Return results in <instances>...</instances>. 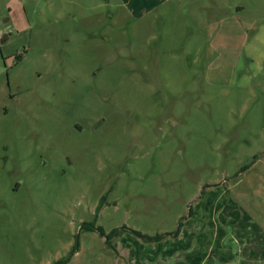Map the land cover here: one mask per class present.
Segmentation results:
<instances>
[{
    "label": "rangeland",
    "instance_id": "374dc122",
    "mask_svg": "<svg viewBox=\"0 0 264 264\" xmlns=\"http://www.w3.org/2000/svg\"><path fill=\"white\" fill-rule=\"evenodd\" d=\"M262 177L264 0H0V264H128Z\"/></svg>",
    "mask_w": 264,
    "mask_h": 264
},
{
    "label": "crops",
    "instance_id": "0c3cea01",
    "mask_svg": "<svg viewBox=\"0 0 264 264\" xmlns=\"http://www.w3.org/2000/svg\"><path fill=\"white\" fill-rule=\"evenodd\" d=\"M250 207L244 194L234 192L219 219L215 201L203 220L195 216L191 224H182L177 237L167 236L154 248L149 246V253L129 254L128 247V264H264V209L258 215Z\"/></svg>",
    "mask_w": 264,
    "mask_h": 264
},
{
    "label": "trees",
    "instance_id": "16d2710c",
    "mask_svg": "<svg viewBox=\"0 0 264 264\" xmlns=\"http://www.w3.org/2000/svg\"><path fill=\"white\" fill-rule=\"evenodd\" d=\"M103 201H104V198L101 199V202L97 208V214L103 206ZM182 227H183V225L181 224L179 226V229L176 232H174L173 234L157 235L155 237L143 235L142 233H140L138 231H134V230L133 231L130 230V232H132L137 238H139L140 240H142L145 243H158V242L162 241L163 239H165L167 236L177 237L180 234ZM80 229H81V231H85V232H96L100 237L105 238L106 245L108 246V248H110L112 250H115L114 245H113L114 239L116 237H119L121 234L127 232V230H128L126 227H123L121 229H114L110 233L107 234L101 226L97 225V220L90 222V223H83L81 225ZM80 248H81V242H80V237L78 235L76 237V241H75L74 245L72 246L69 254L65 258L56 261L54 264H68V263H70L72 258L80 251Z\"/></svg>",
    "mask_w": 264,
    "mask_h": 264
}]
</instances>
